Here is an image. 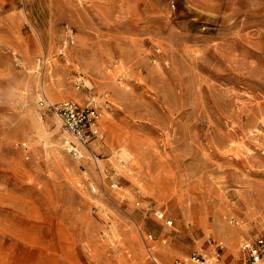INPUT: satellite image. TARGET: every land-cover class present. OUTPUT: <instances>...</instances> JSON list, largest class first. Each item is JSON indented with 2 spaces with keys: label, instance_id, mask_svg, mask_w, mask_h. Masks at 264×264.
Instances as JSON below:
<instances>
[{
  "label": "rangeland",
  "instance_id": "obj_1",
  "mask_svg": "<svg viewBox=\"0 0 264 264\" xmlns=\"http://www.w3.org/2000/svg\"><path fill=\"white\" fill-rule=\"evenodd\" d=\"M105 94L86 146L41 105ZM258 238L264 0H0V264H245Z\"/></svg>",
  "mask_w": 264,
  "mask_h": 264
},
{
  "label": "built area",
  "instance_id": "obj_2",
  "mask_svg": "<svg viewBox=\"0 0 264 264\" xmlns=\"http://www.w3.org/2000/svg\"><path fill=\"white\" fill-rule=\"evenodd\" d=\"M82 77V76H81ZM77 88L82 84L78 78ZM108 94L103 96L102 101H97L95 97H90L85 104L67 99L59 102L42 100L41 105L46 113L58 116L63 127L82 145H87L91 137L103 138V133L99 127L104 110L111 105ZM74 152L81 154L78 148ZM160 219H165L163 212L159 213ZM167 224L172 225L173 220H166ZM219 249L224 248L223 242L219 241L216 245ZM242 250L247 255L245 264H264V238H258L254 241H246L242 244ZM152 264H161L157 256L151 255ZM175 264H209L207 259L199 252H193L189 255L175 259Z\"/></svg>",
  "mask_w": 264,
  "mask_h": 264
},
{
  "label": "bare ground",
  "instance_id": "obj_3",
  "mask_svg": "<svg viewBox=\"0 0 264 264\" xmlns=\"http://www.w3.org/2000/svg\"><path fill=\"white\" fill-rule=\"evenodd\" d=\"M223 228V227H222ZM230 229V228H229ZM238 232H237V230L236 229H231L229 232L228 231H226V233H225V237L229 240V241H231V242H233V241H235L236 240V234H237ZM214 259V258H213Z\"/></svg>",
  "mask_w": 264,
  "mask_h": 264
}]
</instances>
